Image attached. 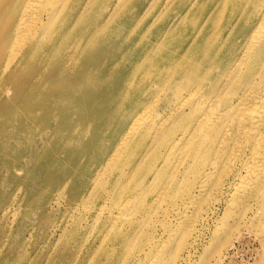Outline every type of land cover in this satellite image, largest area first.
I'll return each instance as SVG.
<instances>
[{
  "label": "bare ground",
  "instance_id": "obj_1",
  "mask_svg": "<svg viewBox=\"0 0 264 264\" xmlns=\"http://www.w3.org/2000/svg\"><path fill=\"white\" fill-rule=\"evenodd\" d=\"M84 69L122 124L86 186L17 200L32 264H210L245 229L264 250V0H0V107Z\"/></svg>",
  "mask_w": 264,
  "mask_h": 264
},
{
  "label": "rangeland",
  "instance_id": "obj_2",
  "mask_svg": "<svg viewBox=\"0 0 264 264\" xmlns=\"http://www.w3.org/2000/svg\"><path fill=\"white\" fill-rule=\"evenodd\" d=\"M132 23L124 19L113 37L122 38ZM113 98L111 82L103 88V80L92 79L85 69L82 74L61 77L56 88L48 92H27L19 82L2 96L0 264H5L7 259L18 264L21 255V264H32L35 256L36 247L28 240L32 228L20 227L17 200H22L27 208H35L38 201L49 198L66 185V193L70 195L88 184L91 170L97 165L91 162L99 160L96 150L101 146V139L122 124ZM69 210L72 212V208ZM37 218L30 216L24 220L37 221ZM239 238L240 241L235 239L219 256H209L210 264H218L220 255L224 259L219 264H264V259L260 261L264 253L260 238L247 229ZM26 239L25 251L13 252ZM54 243L51 241L40 251L48 252Z\"/></svg>",
  "mask_w": 264,
  "mask_h": 264
}]
</instances>
